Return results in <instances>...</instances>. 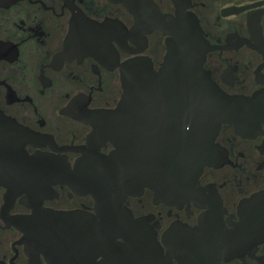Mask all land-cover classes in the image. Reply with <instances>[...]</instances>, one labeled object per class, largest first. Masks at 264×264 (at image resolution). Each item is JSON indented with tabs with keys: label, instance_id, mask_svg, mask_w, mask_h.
I'll return each mask as SVG.
<instances>
[{
	"label": "flooded vegetation",
	"instance_id": "1",
	"mask_svg": "<svg viewBox=\"0 0 264 264\" xmlns=\"http://www.w3.org/2000/svg\"><path fill=\"white\" fill-rule=\"evenodd\" d=\"M177 13L197 21L210 80L254 105L221 125L193 196H125L122 75L159 73L168 36L152 26ZM135 125L140 152L184 141L188 85L138 89ZM39 210L60 213L54 256L22 230ZM107 224L141 264H264V0H0V264H110L84 233Z\"/></svg>",
	"mask_w": 264,
	"mask_h": 264
},
{
	"label": "water",
	"instance_id": "2",
	"mask_svg": "<svg viewBox=\"0 0 264 264\" xmlns=\"http://www.w3.org/2000/svg\"><path fill=\"white\" fill-rule=\"evenodd\" d=\"M95 26V25H94ZM168 36L167 53L161 69L155 74L146 60H136L132 71L122 75L121 84V171L118 176L121 194L125 196L144 187L166 191L184 189L190 196L199 189L198 178L205 166L213 164L214 138L222 124L238 126L251 112L252 100L223 93L203 71L205 50L196 19L187 13L176 17L159 16L152 26ZM138 74H140L138 76ZM158 77H157V76ZM173 82L175 88L189 91V127L184 141L158 140L152 150L139 151L136 139V101L138 89H152L157 82ZM120 114L119 110H116ZM102 196V192L96 193ZM39 223L23 227L27 238L54 256L57 251L60 213L39 210ZM100 228L103 232L100 231ZM88 246L110 261V264H141L143 247L134 236L121 244V225L85 226ZM120 260V262H118Z\"/></svg>",
	"mask_w": 264,
	"mask_h": 264
}]
</instances>
